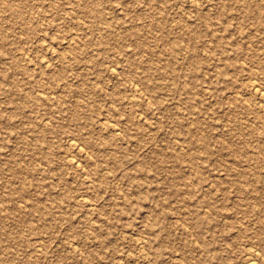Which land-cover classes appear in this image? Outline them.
Instances as JSON below:
<instances>
[{
	"label": "rangeland",
	"instance_id": "obj_1",
	"mask_svg": "<svg viewBox=\"0 0 264 264\" xmlns=\"http://www.w3.org/2000/svg\"><path fill=\"white\" fill-rule=\"evenodd\" d=\"M249 263L264 0H0V264Z\"/></svg>",
	"mask_w": 264,
	"mask_h": 264
},
{
	"label": "bare ground",
	"instance_id": "obj_2",
	"mask_svg": "<svg viewBox=\"0 0 264 264\" xmlns=\"http://www.w3.org/2000/svg\"><path fill=\"white\" fill-rule=\"evenodd\" d=\"M136 90V89H135ZM258 91V90H257ZM249 264H251V263H249ZM253 264V263H252Z\"/></svg>",
	"mask_w": 264,
	"mask_h": 264
}]
</instances>
